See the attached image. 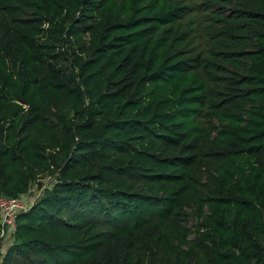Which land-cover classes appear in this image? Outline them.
I'll return each mask as SVG.
<instances>
[{"label": "trees", "instance_id": "1", "mask_svg": "<svg viewBox=\"0 0 264 264\" xmlns=\"http://www.w3.org/2000/svg\"><path fill=\"white\" fill-rule=\"evenodd\" d=\"M119 1L0 0V264H264V0Z\"/></svg>", "mask_w": 264, "mask_h": 264}, {"label": "rangeland", "instance_id": "2", "mask_svg": "<svg viewBox=\"0 0 264 264\" xmlns=\"http://www.w3.org/2000/svg\"><path fill=\"white\" fill-rule=\"evenodd\" d=\"M169 1H177L180 2L181 5L188 7V13L185 15L183 20L178 24L179 27H184L186 24L195 29V38H194V46L196 47L197 53L201 55H208V51L212 49L210 46V40L207 38L205 34V27L208 23L209 12L203 10L201 6L205 0H169ZM123 3V0H120L117 6H120ZM203 125L206 126V122H203ZM45 179H42V183L44 187L41 190H38L37 185H32L28 191L22 195L20 198L24 205L25 209H27V205H33L38 197L44 192L45 188L51 182V177L45 176ZM1 244H4L2 251L0 253V258L3 253L6 252L8 245H10V238H8V234H4L2 238Z\"/></svg>", "mask_w": 264, "mask_h": 264}, {"label": "built area", "instance_id": "3", "mask_svg": "<svg viewBox=\"0 0 264 264\" xmlns=\"http://www.w3.org/2000/svg\"><path fill=\"white\" fill-rule=\"evenodd\" d=\"M26 205V204H25ZM25 205L20 198L0 197V253L4 244H1L4 234L14 233L16 230V218L22 212L27 211L31 205Z\"/></svg>", "mask_w": 264, "mask_h": 264}]
</instances>
